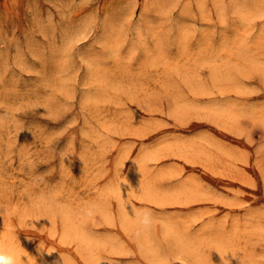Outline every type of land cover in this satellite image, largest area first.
I'll use <instances>...</instances> for the list:
<instances>
[{
    "label": "rangeland",
    "instance_id": "obj_1",
    "mask_svg": "<svg viewBox=\"0 0 264 264\" xmlns=\"http://www.w3.org/2000/svg\"><path fill=\"white\" fill-rule=\"evenodd\" d=\"M0 253L264 264V0H0Z\"/></svg>",
    "mask_w": 264,
    "mask_h": 264
},
{
    "label": "clouds",
    "instance_id": "obj_2",
    "mask_svg": "<svg viewBox=\"0 0 264 264\" xmlns=\"http://www.w3.org/2000/svg\"><path fill=\"white\" fill-rule=\"evenodd\" d=\"M0 264H19L18 257L0 253Z\"/></svg>",
    "mask_w": 264,
    "mask_h": 264
},
{
    "label": "bare ground",
    "instance_id": "obj_3",
    "mask_svg": "<svg viewBox=\"0 0 264 264\" xmlns=\"http://www.w3.org/2000/svg\"><path fill=\"white\" fill-rule=\"evenodd\" d=\"M119 182V181H118ZM120 183H121V181H120ZM119 185V184H118ZM119 189V188H118ZM122 208V207H121ZM130 225V224H129ZM165 230H166V227H165ZM167 231H168V227H167ZM77 236H78V238H80V240L81 241H87L86 239H85V237H81L82 235H81V233L80 232H78V231H76V232H74ZM170 236H172V234L170 235ZM172 239H173V236H172ZM174 240V239H173ZM175 242H177V240L175 239L174 240Z\"/></svg>",
    "mask_w": 264,
    "mask_h": 264
}]
</instances>
